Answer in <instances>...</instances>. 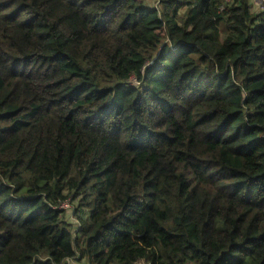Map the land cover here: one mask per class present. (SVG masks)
<instances>
[{
    "label": "trees",
    "instance_id": "1",
    "mask_svg": "<svg viewBox=\"0 0 264 264\" xmlns=\"http://www.w3.org/2000/svg\"><path fill=\"white\" fill-rule=\"evenodd\" d=\"M149 1L0 0V264H264V0Z\"/></svg>",
    "mask_w": 264,
    "mask_h": 264
},
{
    "label": "rangeland",
    "instance_id": "2",
    "mask_svg": "<svg viewBox=\"0 0 264 264\" xmlns=\"http://www.w3.org/2000/svg\"><path fill=\"white\" fill-rule=\"evenodd\" d=\"M152 0H150L149 2H151ZM251 2H252V7H253V11L254 12H257L258 10V7H260V3H261V1L260 0H251ZM152 4H154L153 2H151ZM71 206H72V208H73V206L74 205H69L68 207H65L66 209H71ZM75 207V206H74ZM74 209V208H73ZM68 214H70V213H68ZM71 218L73 219V220H77V218L75 217V213L73 212L72 214H71ZM69 223H72V224H75V222L74 221H71V220H69ZM71 264H76V263H74V262H71Z\"/></svg>",
    "mask_w": 264,
    "mask_h": 264
},
{
    "label": "built area",
    "instance_id": "3",
    "mask_svg": "<svg viewBox=\"0 0 264 264\" xmlns=\"http://www.w3.org/2000/svg\"><path fill=\"white\" fill-rule=\"evenodd\" d=\"M69 205H64L63 207L65 208V207H68ZM66 209V208H65Z\"/></svg>",
    "mask_w": 264,
    "mask_h": 264
}]
</instances>
